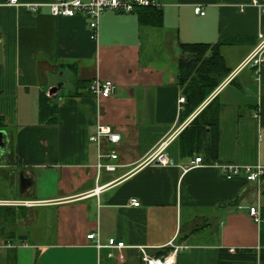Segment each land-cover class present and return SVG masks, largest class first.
I'll list each match as a JSON object with an SVG mask.
<instances>
[{
  "label": "crops",
  "instance_id": "1",
  "mask_svg": "<svg viewBox=\"0 0 264 264\" xmlns=\"http://www.w3.org/2000/svg\"><path fill=\"white\" fill-rule=\"evenodd\" d=\"M0 0V264H143L182 246L174 264H218L220 249L260 248L264 176L228 178L203 165L184 170L177 136L215 95L217 161L264 169V63L242 61L264 36V13L254 0H152L161 25L136 13L106 10L96 39L85 15L54 16L41 3L33 13ZM201 7L203 15L194 12ZM223 41L230 73L188 118L179 120L180 43ZM95 78L115 89L96 98ZM62 82L55 93L49 89ZM41 93L57 104V122L42 123ZM120 135L114 171L98 170L96 126ZM168 140L167 165L145 159ZM133 199L139 202L132 204ZM94 232V239L87 235ZM125 247H107L108 239ZM95 240L101 244L95 246ZM120 257L122 260L120 261Z\"/></svg>",
  "mask_w": 264,
  "mask_h": 264
},
{
  "label": "trees",
  "instance_id": "2",
  "mask_svg": "<svg viewBox=\"0 0 264 264\" xmlns=\"http://www.w3.org/2000/svg\"><path fill=\"white\" fill-rule=\"evenodd\" d=\"M141 24L161 25L162 10L150 5L139 7L134 12ZM223 41L216 43H180L178 56V85L185 102L179 113L182 122L193 114L215 91L230 73L224 57L220 53ZM221 104L215 95L179 132L178 146L181 157L200 156L205 164L217 161L219 126L218 114ZM38 119L42 123L57 122V104L51 96L41 93L37 106ZM1 124V120H0ZM264 176V173L261 177ZM260 248L220 249L218 264H264V207L260 210Z\"/></svg>",
  "mask_w": 264,
  "mask_h": 264
},
{
  "label": "built area",
  "instance_id": "3",
  "mask_svg": "<svg viewBox=\"0 0 264 264\" xmlns=\"http://www.w3.org/2000/svg\"><path fill=\"white\" fill-rule=\"evenodd\" d=\"M253 4L258 7L262 13H264V0H254ZM5 5H24L29 11L35 13L43 4H22L19 0H6ZM45 5L49 8L50 13L54 16L72 17L75 15H85L88 20V27L92 39L97 38L99 20L104 11L112 10L120 13H134L139 7H147L150 5L157 6L152 0H51L48 3H45ZM194 12L200 15L204 14V11L199 6L194 8ZM259 37L262 38L261 41L242 61L241 66L252 64L258 70V67L264 63V36L259 34ZM87 89L91 95L96 98H100L110 96L113 93L115 86L111 80L95 78L88 84ZM177 101L179 108L181 109L183 103L185 102V96L181 95ZM89 140L94 142L98 146V149H100V153L98 155L99 160L96 163L97 169L114 171L117 165L109 161L103 162V159H115L117 158V152L114 148H110L107 151H101V145L104 142L115 145L120 140L119 133L109 125L99 124L96 126L94 133L89 136ZM167 143L168 140L160 142L154 151H152V153L147 156L145 161L152 162L155 160L159 164L167 165L169 163V158L166 153ZM203 165H211L216 167L228 178H231L243 171L246 175V179L251 182L259 181L261 175L264 173L263 167L259 165H238L234 163H221L219 161L205 164L200 156L194 157L190 161V164L187 167H184V170L186 171L190 168ZM132 204L134 206H138L139 202L133 199ZM249 215L255 222H260V212L258 208L251 206L249 208ZM95 236L96 234L92 232L87 235V238L94 239ZM95 246H101L98 240H95ZM106 246L115 249H121L125 247L122 241H115L113 238L108 239ZM181 247L182 246L172 245V249L169 251V253L162 257L150 256L144 248H140L142 262L143 264H174L176 253L179 249H181ZM230 251L233 252L234 250ZM121 260L122 257H120V261Z\"/></svg>",
  "mask_w": 264,
  "mask_h": 264
},
{
  "label": "water",
  "instance_id": "4",
  "mask_svg": "<svg viewBox=\"0 0 264 264\" xmlns=\"http://www.w3.org/2000/svg\"><path fill=\"white\" fill-rule=\"evenodd\" d=\"M63 83L62 82H58L57 84H55L54 86H52L49 89V95L52 93H55L58 89H60L62 87ZM5 138H4V134L2 133V131H0V147H5Z\"/></svg>",
  "mask_w": 264,
  "mask_h": 264
}]
</instances>
